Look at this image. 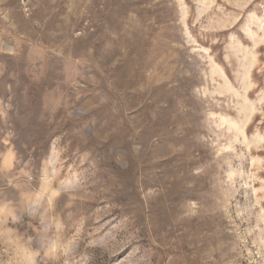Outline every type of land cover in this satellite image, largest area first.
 Returning a JSON list of instances; mask_svg holds the SVG:
<instances>
[{
    "label": "rangeland",
    "instance_id": "obj_1",
    "mask_svg": "<svg viewBox=\"0 0 264 264\" xmlns=\"http://www.w3.org/2000/svg\"><path fill=\"white\" fill-rule=\"evenodd\" d=\"M0 264H264V0H0Z\"/></svg>",
    "mask_w": 264,
    "mask_h": 264
}]
</instances>
